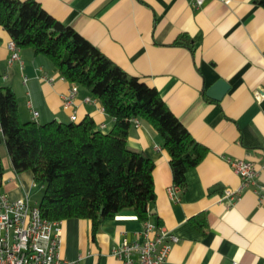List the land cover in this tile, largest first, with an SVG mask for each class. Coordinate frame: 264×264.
Instances as JSON below:
<instances>
[{"label": "crops", "instance_id": "0c3cea01", "mask_svg": "<svg viewBox=\"0 0 264 264\" xmlns=\"http://www.w3.org/2000/svg\"><path fill=\"white\" fill-rule=\"evenodd\" d=\"M35 1L128 75L157 89L207 148L186 173L185 188L170 195L169 155L161 137L137 120L128 130L129 149L153 162L149 221L178 239L166 264H264V9L255 0H204L198 9L192 0ZM0 39V86L15 92L23 117L31 118L29 99L40 123L74 114L77 122L91 117L102 132L112 129L113 120L80 87L64 106L72 84L43 55L21 49V63L8 65L10 39L2 28ZM218 79L229 89L215 101L205 91ZM255 91L263 94L259 100ZM7 156L0 194L33 199L31 173L15 174ZM235 159L253 164L254 186L240 187L229 164ZM225 188L237 190L238 199L222 198ZM60 227L59 254L75 264H122L113 250L123 240L143 239L142 221L131 210L106 217L94 235L86 219L63 220Z\"/></svg>", "mask_w": 264, "mask_h": 264}, {"label": "trees", "instance_id": "16d2710c", "mask_svg": "<svg viewBox=\"0 0 264 264\" xmlns=\"http://www.w3.org/2000/svg\"><path fill=\"white\" fill-rule=\"evenodd\" d=\"M255 1L264 9V0ZM0 28L19 50L43 55L63 79L88 91L113 120L109 132L89 116L78 122L40 123L32 114L23 117L15 92L0 86V145L15 174L31 173L36 188L32 198L43 218L89 220L92 235L106 217L122 210L149 220L155 200L153 162L127 146L136 120L161 137L172 183L185 188L186 173L203 160L207 148L194 140L157 89L128 75L35 0H0ZM4 172L0 157V181Z\"/></svg>", "mask_w": 264, "mask_h": 264}, {"label": "built area", "instance_id": "2783aa9c", "mask_svg": "<svg viewBox=\"0 0 264 264\" xmlns=\"http://www.w3.org/2000/svg\"><path fill=\"white\" fill-rule=\"evenodd\" d=\"M204 0H192L194 8L198 9ZM229 1V0H226ZM9 56L7 64L20 61L19 48L12 40L7 42ZM26 82V76L22 75ZM77 86L72 85L70 94L64 100L68 107ZM262 93L255 91L254 97L259 100ZM32 117L37 112L32 108L31 101L26 102ZM76 116H70L75 121ZM232 171L240 179V187H250L256 184L257 170L246 160H229ZM180 191V187L173 185L169 188L170 195ZM239 193L235 189L225 188L221 197L229 201L238 199ZM60 221H48L43 218L36 200L28 195L15 200L8 199L0 194V264H75V261L64 259L59 254L60 248ZM142 241L128 242L123 240L113 254L122 261V264H166L167 257L177 238L168 235L159 225L149 220L142 221ZM231 264H240L232 262Z\"/></svg>", "mask_w": 264, "mask_h": 264}, {"label": "water", "instance_id": "95a60500", "mask_svg": "<svg viewBox=\"0 0 264 264\" xmlns=\"http://www.w3.org/2000/svg\"><path fill=\"white\" fill-rule=\"evenodd\" d=\"M228 89L229 86L222 79H218L207 88L205 95L210 99L220 101Z\"/></svg>", "mask_w": 264, "mask_h": 264}, {"label": "rangeland", "instance_id": "374dc122", "mask_svg": "<svg viewBox=\"0 0 264 264\" xmlns=\"http://www.w3.org/2000/svg\"><path fill=\"white\" fill-rule=\"evenodd\" d=\"M5 155H7V152H6V149H5V146L4 144H1L0 145V157L2 158V162H3V165L5 166V169H6V158H5ZM8 157V156H7ZM35 187L33 188V192L35 191Z\"/></svg>", "mask_w": 264, "mask_h": 264}]
</instances>
